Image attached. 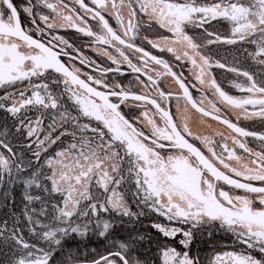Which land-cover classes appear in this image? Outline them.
<instances>
[{
    "label": "snow or ice",
    "instance_id": "6c2138e0",
    "mask_svg": "<svg viewBox=\"0 0 264 264\" xmlns=\"http://www.w3.org/2000/svg\"><path fill=\"white\" fill-rule=\"evenodd\" d=\"M71 5L0 0V209H11L0 218V264H54L68 240L89 233L108 247L68 264H200L191 245L214 228L240 250L209 264H264V131L241 126L264 125V0ZM215 44L238 46L258 69L213 59L205 50ZM151 49L190 65L187 75ZM213 68L233 73L241 95L225 90ZM129 74L128 84L117 78ZM195 114L208 134L194 131ZM152 214L155 240L151 232L109 239L117 221L135 225ZM145 243L155 256L141 259Z\"/></svg>",
    "mask_w": 264,
    "mask_h": 264
},
{
    "label": "trees",
    "instance_id": "16d2710c",
    "mask_svg": "<svg viewBox=\"0 0 264 264\" xmlns=\"http://www.w3.org/2000/svg\"><path fill=\"white\" fill-rule=\"evenodd\" d=\"M3 124V113L0 112V125ZM6 186L0 185V188H4ZM21 186H16L15 191L12 193L15 196V203H16V212L20 213L23 210V204L21 203ZM0 196H2V193H0ZM10 208H3L0 209V218L4 216L5 213L10 211ZM154 214L150 216L143 217L140 219L138 223H135V225L130 227H115L112 230V235L109 237V239L117 238V239H126L128 235L131 233L132 235H136L137 233H144V232H155V230L151 229L149 225L151 224L152 220L154 219ZM133 227L135 228V231H132ZM225 236H218V237H207L206 235L201 238H195V240H200L202 243L205 241L210 240H219L223 241ZM223 239V240H222ZM194 240V241H195ZM109 241L104 240L103 238H100L98 236H88L85 238L76 237L75 239L68 240L62 250H58V254L55 257L54 264H68V261L70 257H76L79 260H83L85 257H88L89 259L93 255V250L95 252H104L105 249L108 247ZM208 245L204 244H192L191 246V253L196 256L201 264H205L209 256L211 255V250L209 247L211 246L210 243H207ZM196 245V246H195ZM199 249V251H197ZM138 252L141 254V259H144L147 257L150 253L155 252L154 245L152 246L151 250H149V246L143 244L142 246H137Z\"/></svg>",
    "mask_w": 264,
    "mask_h": 264
},
{
    "label": "flooded vegetation",
    "instance_id": "af4514ba",
    "mask_svg": "<svg viewBox=\"0 0 264 264\" xmlns=\"http://www.w3.org/2000/svg\"><path fill=\"white\" fill-rule=\"evenodd\" d=\"M65 2H68V3L70 4V6H72V5H71V0H65ZM111 23H112L113 25H115V21H114V20L111 21ZM57 34L63 35L66 39H69L71 42H74L77 46L83 45V44H85L86 41H87V38L83 37V36H82L81 34H79V33H76V32H75L74 30H72V29H62V30H58V33H57ZM148 34H149L150 38H155V34H154V33L149 32ZM141 35H143V33H142ZM137 42L139 43L140 41H137ZM145 46L150 48V46H147V45H145ZM151 51L153 52V54H156V55H162L163 58L170 60V61L172 62V64H173V67H174V70H175V71L180 72L181 70H183L184 73H185V75H187V69H188L189 67H191L190 65H188L187 67H183V68H182V67L180 66V65L182 64V62H175V61H174V58H172V57L170 56V54H168V53H163V54H161V53H159L158 50H156V49H151ZM83 52H84V54H86V55H87L88 57H90L91 59H95V60H97L98 62H100L102 66H103L104 64H108V63H110L109 61L104 60V58L99 57L96 53H94L93 51H91V49H89V48H87V47L83 48ZM77 63H78V62H77ZM241 66H242V65H241ZM243 67H244V68H248V67H246V66H243ZM124 70H125V72H128L126 66H124ZM85 71H91V70H90V69H85ZM212 72H213V74L216 76L217 81H218L219 83H221L222 86L225 88V90L229 91L230 94H233V95H241V93L238 92V90H236L235 88H233V87L231 86V81L234 80V79H237V77H236L233 73H231V72H227L225 69H219V68H213V69H212ZM110 75H111V74H110ZM117 78L120 79V80H123V82H124L125 84H128L129 81L133 80V77H132L130 74H129V75H124V76H117ZM239 79H240V80H243L242 77L239 78ZM193 94H194V96H197V97L199 96V93L196 92L195 90H193ZM168 107H169L170 111H171L173 114L176 113V101H175V99H173L172 101L169 102ZM122 109H123V111H124L125 113H127V111H128L127 107H123V106H122ZM232 119L235 120L234 117H232ZM193 120H194V123H193V129H194V131H204L205 134H208L209 130L201 129V128H200L199 123H198V121H199V115H198V114H195V115H194ZM209 123L212 124V126H213L214 128H216V127H222V126L217 125L215 121H211V120H209ZM241 126L246 127V128H248L249 130H254V131H264V125L261 124V122L259 121V119H254V120H251V121H241ZM217 139H219V138H217ZM248 140H249V146H250V147H253V148H257V149H258V144H259L258 141L254 140V139L251 138V137L248 138ZM197 143H198V142H197ZM238 151H239V150H238ZM204 231L224 232V231L218 230V229H216V228L211 229V230H209V229H204ZM193 244H196V245H198V244H200V245H201V244L208 245L206 242H203V243H202L200 240H196V241H194ZM210 244H211V242H210ZM196 245H195V246H196ZM191 247H192V246H191ZM209 249L211 250V254H212L213 251H214V247L211 245V246L209 247ZM197 251H199V249H197ZM230 251H232V250H230ZM211 258H212V257H209V258L207 259V261H206L205 264H209V261H210ZM200 264H201V263H200Z\"/></svg>",
    "mask_w": 264,
    "mask_h": 264
},
{
    "label": "rangeland",
    "instance_id": "374dc122",
    "mask_svg": "<svg viewBox=\"0 0 264 264\" xmlns=\"http://www.w3.org/2000/svg\"><path fill=\"white\" fill-rule=\"evenodd\" d=\"M215 28L221 34H226V32H227L226 27L222 23H216ZM160 31H163V30H160ZM199 32H200V30H192L190 32V34H194V35H197V37H199ZM237 49H238V46H231V45H225V44H215V45H211L209 47V49H206L205 51L207 54L211 55L213 57V59H221L223 62H226L228 64L233 63L234 58H237V59H239L240 64L242 66L248 67V69L250 71H256L258 69V66L253 64L252 61H250V60L246 61L244 56L239 55ZM142 218L143 217H141V219ZM130 226H131V224H128V223H125L123 225L120 224L118 221L115 223V227H130ZM152 234H153V238L155 240V232L153 231ZM92 235L96 236L95 234H92V233H89L88 236H92ZM205 235L207 237L225 236L224 238H226L224 240L222 239L223 241H219V240L217 241L216 239L207 241V243L211 242V245L214 247V251L209 257H213L216 253H222L224 251H230V250H234V249L237 251L240 250V247H237L234 245V241H233V238L231 237V235L226 233V232H212V231H204L203 230V231L197 233L196 238H201ZM88 236H85V237H88ZM85 237H80V238H85ZM146 245H148V244L146 243ZM153 245L155 247L154 243H153ZM153 256H155V252L150 253L145 258H151Z\"/></svg>",
    "mask_w": 264,
    "mask_h": 264
}]
</instances>
